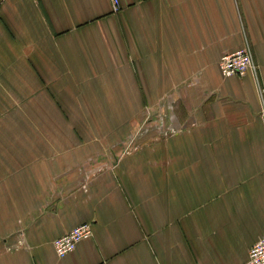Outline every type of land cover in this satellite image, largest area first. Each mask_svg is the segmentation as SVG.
<instances>
[{"label":"crops","instance_id":"crops-1","mask_svg":"<svg viewBox=\"0 0 264 264\" xmlns=\"http://www.w3.org/2000/svg\"><path fill=\"white\" fill-rule=\"evenodd\" d=\"M118 5L0 0V264H242L264 236V0ZM245 42L263 101L219 70Z\"/></svg>","mask_w":264,"mask_h":264},{"label":"built area","instance_id":"built-area-1","mask_svg":"<svg viewBox=\"0 0 264 264\" xmlns=\"http://www.w3.org/2000/svg\"><path fill=\"white\" fill-rule=\"evenodd\" d=\"M110 1L113 4V10H117L119 6L118 0ZM218 65L222 76L225 78L250 75L254 81L257 93L263 101V89L259 82V68L254 61L249 43L245 42L242 48L233 53L224 54L220 58ZM261 116L264 119V104L261 109ZM92 234V225L88 223L73 228L67 234L52 242L56 256L64 258L72 253L81 241L90 239ZM242 264H264V236L250 248L248 258Z\"/></svg>","mask_w":264,"mask_h":264},{"label":"rangeland","instance_id":"rangeland-1","mask_svg":"<svg viewBox=\"0 0 264 264\" xmlns=\"http://www.w3.org/2000/svg\"><path fill=\"white\" fill-rule=\"evenodd\" d=\"M220 70V69H219ZM221 73V72H220ZM222 75V74H221ZM234 77V76H233ZM237 77H241V76H237Z\"/></svg>","mask_w":264,"mask_h":264}]
</instances>
